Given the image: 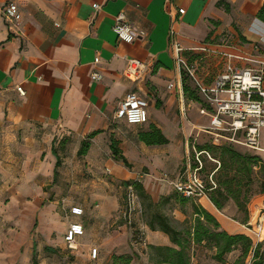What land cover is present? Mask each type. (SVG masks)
I'll return each mask as SVG.
<instances>
[{"label": "crops", "instance_id": "crops-1", "mask_svg": "<svg viewBox=\"0 0 264 264\" xmlns=\"http://www.w3.org/2000/svg\"><path fill=\"white\" fill-rule=\"evenodd\" d=\"M217 1L171 0L168 6L165 0H0V196L11 191L8 206L23 207L26 192L37 194L31 201L37 213L26 244L20 242L25 240V227L15 219L18 228L7 230L8 209L0 210V264L30 260L37 264L50 254L68 259L67 264H107L113 256L129 255V264H136L134 250L178 249L158 229L156 215L191 233L193 206L211 214L226 233L249 237L244 224L216 210L207 197L182 202L161 176L168 173L175 180L182 169L188 171L184 162L188 140L206 123L187 100L185 115L179 111L185 96L176 90L180 73L169 45L170 30L184 49L230 38L243 42L241 50L249 52L257 43L264 53V22L256 18L264 0H225L229 12L217 7ZM9 2L16 4L19 15L12 24L2 14ZM93 4L99 7L94 9ZM176 8L184 9V14L170 17ZM119 13L132 24L131 43L118 40L111 29ZM96 57L99 61L93 63ZM130 58L144 65L138 78L126 72ZM94 71L99 80H92ZM128 92L147 101L149 117L143 125L114 118ZM149 125L158 128L168 143L157 147L140 142L137 133ZM93 132L97 133L89 138ZM111 140L125 163L113 156ZM82 142L89 147L80 155ZM89 174L98 175L99 183H89ZM130 181L139 182L153 204L143 216L146 248L131 244V231L121 218L123 193ZM89 188L95 191L90 193ZM44 190L52 195L47 205L41 197ZM172 198L176 203L168 216L161 206ZM4 204L0 198V207ZM77 206L82 209L78 217L69 212ZM184 221L189 225L178 227ZM74 223L82 225L83 233L66 242L64 236ZM12 233L19 242L9 245ZM183 238L191 264H221L212 257L214 249ZM93 248L95 258L90 256ZM207 251L210 256H203ZM232 253L225 255L226 263L233 260L228 258Z\"/></svg>", "mask_w": 264, "mask_h": 264}, {"label": "built area", "instance_id": "built-area-1", "mask_svg": "<svg viewBox=\"0 0 264 264\" xmlns=\"http://www.w3.org/2000/svg\"><path fill=\"white\" fill-rule=\"evenodd\" d=\"M165 3L169 6L171 0H165ZM92 7L95 9L99 6L93 4ZM176 9L174 13L169 12L170 17L184 14V9ZM2 14L11 24L19 19L14 2L6 4L2 8ZM111 29L117 39L122 42L131 43L135 40L132 24L122 13L114 17ZM174 34L175 32L170 30L169 45L174 64L180 73V84L176 90L179 95L184 96L182 87L184 78L192 84L191 90L198 98L197 101H193L182 97L180 113L185 115L187 112L188 105L185 100L194 104L198 115L206 121L197 129V132L208 134L214 146L234 144L256 153H264V148L261 147L264 130V53L260 51L258 44H251L250 51L247 52L241 50L243 46L241 40L232 42L230 38H221L217 41L208 40L193 49H184ZM185 52L195 53L200 57L191 60L184 55ZM98 61L96 57L93 63H98ZM143 70L144 65L140 61L133 58L127 60L128 75L138 78ZM91 78L99 80L101 76L94 71ZM168 87H173V84L170 83ZM16 90L20 95L24 94L20 86L16 87ZM147 117H149L147 101L136 92L126 93L114 114L115 119L124 120L129 125H143ZM199 154L200 152L198 156ZM196 161L199 165L193 169L187 165L189 170L187 180L176 181L173 184L175 191L181 197L190 200L205 198L207 191L215 188L212 174L209 177L208 188L202 183L197 175L202 164L198 157ZM164 177L167 176L164 174ZM124 192V208H122L121 218L131 231L130 242L134 247L146 248L145 225L142 220L143 209L137 193L131 185L125 186ZM69 212L77 217L82 215V209L78 206L70 208ZM244 228L254 243L264 241L260 220L253 225L244 224ZM82 233V225L71 224L64 240L71 242ZM90 252L91 258H95L97 250L93 248Z\"/></svg>", "mask_w": 264, "mask_h": 264}, {"label": "trees", "instance_id": "trees-1", "mask_svg": "<svg viewBox=\"0 0 264 264\" xmlns=\"http://www.w3.org/2000/svg\"><path fill=\"white\" fill-rule=\"evenodd\" d=\"M216 6L222 8L224 12H229L230 6L225 0H218ZM256 18L264 22V5L259 9ZM191 60L200 57L195 53L185 52ZM182 87L184 96L187 99L197 101L198 98L195 93L190 89L186 79H182ZM97 132L89 135L93 137ZM137 139L147 146H159L168 143V140L161 133V131L154 125H149L147 130L137 133ZM110 150L113 156L122 159L118 155L115 147V141L111 140ZM89 147L88 142H82L78 151L80 155L85 154ZM199 156L208 154L212 159L216 160L219 164L218 168L212 173V180H214L215 188L207 191L209 201L214 205L216 210L224 213V207L228 201L234 203L236 212H243L242 219H235L241 224H247L249 221V213L247 212V203L252 198L251 186L256 178L261 179V188L259 194H264V163L259 153L253 152H239L234 150L229 144H222L214 146L212 144H203L195 146ZM196 163L192 165V169L196 167ZM200 170V169H199ZM198 170V171H199ZM131 185L136 191L138 199L142 202V209L144 216L145 208L151 209L153 204L144 192L142 185L136 181L126 183V186ZM207 188L209 187L206 186ZM182 202L189 200L183 198ZM194 219L192 223V232L184 230L181 232L177 230L174 225L166 217L156 215V224L159 230L166 233L172 243L178 249L167 246H147L148 260L153 264H191V254L187 250V240L183 236L191 237L193 244L204 245L207 248L214 249L212 254L213 259L221 264H264V241L254 243L250 237L242 234H228L220 229L219 223L216 219L205 211L200 206H193ZM154 224L149 225L154 228ZM231 251H238L237 256L230 262H225V255ZM249 258V263L246 262ZM114 262L119 264H129L131 257L129 255L113 256ZM32 264H36L33 260Z\"/></svg>", "mask_w": 264, "mask_h": 264}, {"label": "rangeland", "instance_id": "rangeland-1", "mask_svg": "<svg viewBox=\"0 0 264 264\" xmlns=\"http://www.w3.org/2000/svg\"><path fill=\"white\" fill-rule=\"evenodd\" d=\"M192 86V85H191ZM203 144H211V137L208 134L205 133H201L198 132V134L193 133L192 136L189 138L188 140V153H187V157L185 159V163L186 165H189L190 169H192V165H194V163H196L197 165H199L196 161V157H198L200 159L201 162V168L200 170L197 172L198 177L201 179L202 183L205 184L206 186H208L210 183L209 177L210 175L214 172V170L216 168H218L219 164L216 160L212 159L208 154L206 155H202V156H198V153L195 146L196 145H203ZM230 146H232L234 148V150H237L239 152H250L253 153L252 150H248L245 149L239 145H234V144H229ZM261 147L264 148V130L262 132V140H261ZM259 156L262 158V161L264 163V153H259ZM188 169V167H187ZM189 171V170H188ZM185 172L180 171L178 172V175L176 177V179L174 180V178H171V175H169L168 173H166L167 177H164V173L161 174V176L163 177V179L165 178V181L167 180L168 183L172 186L173 190L175 191L173 184L176 181H181L184 182L185 180H187L188 177V173L189 172ZM99 176L98 175H93V174H89L88 179H89V183L92 184H97L99 183ZM169 178H171L169 180ZM261 179L256 178L255 182L252 184L251 186V194H252V198L249 200V202L247 203V212L249 213L251 210L252 212V225L255 223V220H260L261 219V224H262V234L264 235V194H259L260 188H261ZM90 189V188H89ZM95 190L91 191L90 189V193L94 192ZM176 192V191H175ZM63 193V192H62ZM125 193V192H124ZM123 193V195H124ZM12 192H5V194H2L0 196V198H2V201L4 204V207H0L1 209H8V213H9V224L5 223L7 230L14 231L15 229L18 228V225H16V221L19 225H23L25 227V240L24 241H20L24 244L28 243L30 241L31 238V233L28 234V232H30L34 220H35V212L36 210L32 207L31 205V201L33 200V198L37 195L36 192H26V202L24 203V206L22 207H16V206H8V204H12L9 202V199L11 198ZM41 197L43 199V203L47 205L48 201L52 198L51 192L50 190H44L43 192H41ZM124 198V197H123ZM140 202V200H139ZM174 202L176 203L175 200H173V198L169 201V202H163L161 208L164 209V213H166L168 216H170L174 205ZM141 206L142 202H140ZM224 213L228 216H231L235 219H242L244 217L243 212H236L235 211V207H234V203H232L231 201H228L224 207ZM37 213V212H36ZM23 215V216H21ZM249 217V216H248ZM16 219V221H14ZM142 220H143V216H142ZM13 221V222H12ZM188 221V220H187ZM145 225V224H144ZM179 225L178 227L180 228H184L186 226L189 225V222L187 223L186 221H184L181 224H177ZM34 230V228L32 229V231ZM110 230L113 231L114 228L110 227ZM31 231V232H32ZM245 232L247 233V230H245ZM14 234V233H12ZM19 242L16 241V235H12L10 238V243L9 245H12V243H17ZM209 251H207L206 253H203V256H210V253H208ZM133 254V259L136 260V257L138 258L136 261V264H146L145 259L147 256V251L146 250H134ZM238 254V251H234L231 256H229V260L234 259ZM146 256V257H145ZM205 256V257H206ZM132 257V256H131ZM140 258V259H139ZM68 259H64L61 255L59 254H50V255H46V258H44L43 260H40L37 262V264H67ZM114 262V259L111 258L110 261L107 263H112ZM247 263H249V258H247L246 260ZM120 263V262H119ZM28 264H31V260L30 262H28Z\"/></svg>", "mask_w": 264, "mask_h": 264}]
</instances>
